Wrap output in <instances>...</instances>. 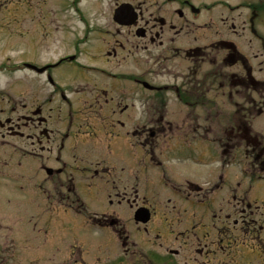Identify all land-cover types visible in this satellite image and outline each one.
<instances>
[{
    "label": "flooded vegetation",
    "instance_id": "af4514ba",
    "mask_svg": "<svg viewBox=\"0 0 264 264\" xmlns=\"http://www.w3.org/2000/svg\"><path fill=\"white\" fill-rule=\"evenodd\" d=\"M0 11L32 46L0 62V181L70 200L76 231L107 232L117 264H264V0ZM211 154L202 180L178 170Z\"/></svg>",
    "mask_w": 264,
    "mask_h": 264
},
{
    "label": "rangeland",
    "instance_id": "374dc122",
    "mask_svg": "<svg viewBox=\"0 0 264 264\" xmlns=\"http://www.w3.org/2000/svg\"><path fill=\"white\" fill-rule=\"evenodd\" d=\"M2 10L4 12L0 11L1 13H6L7 9L4 10L2 7ZM3 21L1 20L0 24ZM23 24L25 27L28 21L25 20ZM3 26L0 28V62L11 66L21 57V53H16L17 51L32 46L26 43L25 39L14 36L12 25ZM37 37L38 35L33 39L38 46L35 51L40 52L42 51L39 48L40 38ZM27 57L25 54V58ZM6 71L0 74L2 88L6 85L4 82L11 77V72ZM64 87L66 91L72 92L73 86L65 84ZM263 124L264 116L254 122V126ZM197 138L198 136L194 135L191 141L195 143ZM214 157L211 154L212 160L206 166L201 163L192 165L189 162L186 166L179 165L178 170L186 176L202 180L204 172L213 169L210 163L214 161ZM22 161L23 167L29 171L27 166L30 165V160L22 159ZM33 171L35 170L32 169L31 173ZM35 173L40 176L37 170ZM32 183L35 187V182H31L27 188H24L25 192L27 189H33ZM48 185L50 189V184ZM23 192L15 191L11 188V184L0 181L1 264H81L83 261L84 264H91V262L95 263V260L98 261L96 264H110V262L117 264L119 251L115 249L114 243H110L111 237L107 232L99 227L90 226V234L82 238L81 231L79 230L80 234L76 231V210L66 212L61 208L64 204L70 203V200L63 203L52 197H41L35 194L34 189L31 192ZM100 237H104L103 240H99ZM107 244L108 246L110 244V250Z\"/></svg>",
    "mask_w": 264,
    "mask_h": 264
}]
</instances>
